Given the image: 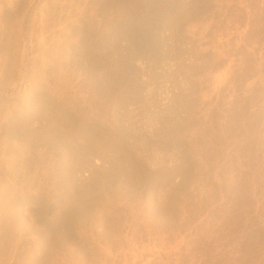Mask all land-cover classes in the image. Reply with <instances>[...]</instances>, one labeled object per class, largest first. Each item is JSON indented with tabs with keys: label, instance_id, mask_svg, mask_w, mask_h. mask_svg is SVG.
<instances>
[{
	"label": "rangeland",
	"instance_id": "1",
	"mask_svg": "<svg viewBox=\"0 0 264 264\" xmlns=\"http://www.w3.org/2000/svg\"><path fill=\"white\" fill-rule=\"evenodd\" d=\"M40 1L0 0V264H264V0Z\"/></svg>",
	"mask_w": 264,
	"mask_h": 264
},
{
	"label": "bare ground",
	"instance_id": "2",
	"mask_svg": "<svg viewBox=\"0 0 264 264\" xmlns=\"http://www.w3.org/2000/svg\"><path fill=\"white\" fill-rule=\"evenodd\" d=\"M41 1H42V0H41ZM41 1H40V2H41ZM87 1H88V0H87ZM99 1H100V0H99ZM104 1H105V0H104ZM172 1H173V0H172ZM26 2H27V1H26ZM107 2H108V1H107ZM110 2H111V1H110ZM123 2H125V0H124ZM169 2H171V1L169 0ZM8 3H9V2H8ZM62 3H63V2H62ZM111 3H112V2H111ZM24 4H25V3H24ZM70 4H71V3H70ZM122 4H123V3H122ZM130 4H131V3H130ZM130 4H129V5H130ZM26 5H27V4H26ZM28 5H29V4H28ZM39 5H40V4H39ZM66 5H67V4H66ZM151 5H152V4H151ZM83 6H84V5H83ZM112 6H113V5H112ZM116 6H117V5H116ZM116 6H115V7H116ZM119 6H120V5H119ZM123 6H125V5H123ZM136 6H137V3H136ZM136 6H134V7H136ZM164 6H165V5H164ZM36 7H37V6H36ZM42 7H43V6H42ZM42 7H41V8H42ZM121 7H122V6H121ZM127 7H128V6H127ZM137 7H138V6H137ZM159 7H160V6H159ZM162 7H163V6H162ZM167 7H168V6H167ZM26 8H27V7H26ZM73 8H74V7H73ZM77 8H78V7H77ZM130 8H132V7H129V9H130ZM143 8H145V7H143ZM27 9H28V8H27ZM37 9H40V8L37 7ZM79 9H80V8H79ZM121 9H122V8H121ZM129 9H128V10H129ZM132 9H133V8H132ZM146 9H147V8H146ZM170 9H171V8H170ZM30 10H31V9H30ZM30 10H29V11H30ZM130 10H131V9H130ZM159 10H160V9H159ZM2 11H3V9H2ZM117 11H118V10H117ZM123 11H124V10H123ZM133 11H134V10H133ZM164 11H165V10H164ZM166 11H167V10H166ZM168 11H169V10H168ZM58 12H59V11H58ZM121 12H122V11H121ZM125 12H126V11H125ZM72 13H73V12H72ZM82 13H83V12H82ZM127 14H128V13H127ZM132 14H133V13H132ZM140 14H141V13H140ZM140 14H139V15H140ZM22 15H23V14H22ZM77 15H78V14H77ZM135 15H136V13H135ZM8 16H9V15H8ZM19 16H20V15H19ZM32 16H33V15H32ZM131 16H132V15H131ZM133 16H134V15H133ZM14 17H15V16H14ZM28 17H29V16H28ZM65 17H66V16H65ZM142 17H144V16H142ZM147 17H148V15H147ZM168 17H169V16H168ZM177 17H178V15H177ZM180 17H181V16H180ZM6 18H8V17H6ZM15 18H16V17H15ZM30 18H31V17H30ZM30 18H29V19H30ZM39 18H40V17H39ZM57 18H58V17H57ZM130 18H131V17H130ZM133 18H134V17H133ZM137 18H138V17H137ZM148 18H149V17H148ZM175 18H176V17H175ZM12 19H14V18H12ZM16 19H17V18H16ZM18 19H19V18H18ZM18 19H17V21H18ZM23 19H25V18H23ZM31 19H32V18H31ZM80 19H81V18H80ZM140 19H141V17H140ZM142 19H143V18H142ZM169 19L172 20L171 18H169ZM261 19H262V18H261ZM263 19H264V18H263ZM7 20H8V19H7ZM10 20H11V18H10ZM19 20H21V19H19ZM74 20H75V19H74ZM131 20H132V19H131ZM164 20H165V19H164ZM173 20H174V19H173ZM173 20H172V21H173ZM176 20H177V19H176ZM63 21H64V20H62V22H63ZM67 21H69V20H67ZM134 21H135V20H134ZM151 21H152V20H151ZM9 22H10V21H9ZM25 22H26V21H25ZM30 22H31V21H30ZM65 22H66V21H65ZM69 22H70V21H69ZM136 22H137V21H136ZM148 22H149V21H148ZM17 23H18V22H17ZM40 23H41V22H40ZM139 23H140V22H139ZM163 23H164V22H163ZM168 23H169V22H168ZM168 23H166L167 26H169ZM128 24H129V23H128ZM140 24H141V23H140ZM144 24H145V23H144ZM149 24H151V23H149ZM62 25H63V24H62ZM72 25H73V24H72ZM138 25H139V24H138ZM154 25H155V24H154ZM154 25H153V26H154ZM174 25H175V24H174ZM13 26H14V25H13ZM23 26H24V25H23ZM63 26H64V25H63ZM73 26H74V25H73ZM73 26H72V27H73ZM165 26H166V25H165ZM165 26H164V27H165ZM170 26H171V25H170ZM21 27H22V26H21ZM21 27H20V28H21ZM67 27H68V26H67ZM131 27H132V26H131ZM135 27H136V26H135ZM142 27H143V25H142ZM15 28H16V27H15ZM73 28H75V27H73ZM133 28H134V27H133ZM149 28H150V27H149ZM10 29H11V28H10ZM16 29H17V28H16ZM64 29H65V28H64ZM70 29H71V28H70ZM76 29H77V28H76ZM134 29H135V28H134ZM146 29H147V28H146ZM163 29H164V28H163ZM167 29H168V28H167ZM11 30H12V29H11ZM28 30H29V29H28ZM52 30H53V29H52ZM52 30H51V31H52ZM56 30H57V29H56ZM65 30H66V29H65ZM71 30H72V29H71ZM73 30H74V29H73ZM135 30H136V29H135ZM161 30H162V29H161ZM33 31H34V30H33ZM41 31H42V30H41ZM132 31H133V30H132ZM147 31H148V30H147ZM162 31H163V30H162ZM168 31H169V30H168ZM13 32H14V31H13ZM29 32H30V31H29ZM29 32H28V33H29ZM60 32H61V31H60ZM64 32H65V31H64ZM66 32H68V31H66ZM73 32H74V31H73ZM139 32H140V30H139ZM160 32H161V31H160ZM165 32H166V31H165ZM30 33H31V32H30ZM68 33H70V32H68ZM134 33H136V32H134ZM143 33H144V32H143ZM170 33H172V32H170ZM175 33H176V32H175ZM23 34H24V33H23ZM23 34H22V35H23ZM71 34H72V33H71ZM126 34H127V33H126ZM128 34H129V33H128ZM131 34H132V33H131ZM139 34L141 35V33H139ZM172 34H173V33H172ZM172 34H171V35H172ZM30 35H31V34H30ZM30 35H29V36H30ZM41 35H42V34H41ZM58 35H59V34H58ZM65 35H67V34H65ZM73 35H74V34H73ZM135 35H136V34H135ZM154 35H155V34H154ZM169 35H170V34H169ZM39 36H40V35H39ZM67 36H69V35H67ZM70 36H71V35H70ZM70 36H69V37H70ZM125 36H126V35H125ZM19 37H20V35H19ZM26 37H27V36H26ZM61 37H62V36H61ZM72 37H73V36H71V38H72ZM128 37H129V35H128ZM152 37H153V36H152ZM155 37H156V36H155ZM157 37H158V36H157ZM165 37H169V36H165ZM9 38H10V37H9ZM36 38H37V37H36ZM40 38H41V37H40ZM49 38H50V37H49ZM49 38H48V39H49ZM58 38H59V37H58ZM71 38H70V39H71ZM124 38H125V37H124ZM132 38H133V37H132ZM15 39H16V38H15ZM20 39H21V38H20ZM38 39H39V38H38ZM38 39H37V41H39ZM41 39H42V38H41ZM46 39H47V38H46ZM48 39H47V40H48ZM59 39H61V38H59ZM59 39H58V40H59ZM63 39H64V38H63ZM161 39H162V38H160V40H161ZM165 39H166V38H165ZM8 40H9V39H8ZM12 40H13V39H12ZM16 40H17V39H16ZM16 40H15V41H16ZM26 40H27V39H26ZM47 40H46V41H47ZM51 40H53L52 37H51ZM68 40H69V39H68ZM157 40H158V39H157ZM166 40H167V39H166ZM40 41H41V40H40ZM132 41H133V40H132ZM132 41H131V42H132ZM150 41H151V40H150ZM158 41H159V40H158ZM161 41H162V40H161ZM170 41H171V40H170ZM23 42H24V41H23ZM23 42H22V43H23ZM42 42H43V41H42ZM47 42H48V41H47ZM128 42H129V41H128ZM145 42H147V41L145 40ZM151 42H152V41H151ZM167 42H168V41H167ZM172 42H173V41H172ZM250 42H251V41H250ZM32 43H33V42H32ZM44 43H45V42H44ZM64 43H65V42H64ZM129 43H130V42H129ZM129 43H128V44H129ZM159 43H160V42H159ZM39 44L41 45L40 42H39ZM51 44H52V43H50V45H51ZM82 44H83V43H82ZM132 44H133V43H132ZM132 44H131V45H132ZM143 44H144V43H143ZM153 44H154V43H153ZM163 44H164V43H163ZM163 44H162V45H163ZM18 45H19V44H18ZM31 45H32V44H31ZM37 45H38V44H37ZM61 45H62V44H61ZM15 46H16V45H15ZM19 46H21V45H19ZM138 46H139V44H138ZM138 46H137V47H138ZM159 46H160V45H159ZM163 46H164V45H163ZM165 46H166V45H165ZM13 47H14V46H12V48H13ZM22 47H23V46H22ZM22 47H21V48H22ZM38 47H39L38 49H41L40 46H38ZM44 47H46V46L44 45ZM48 47H50V46H48ZM54 47H55V46H54ZM60 47H61V46H60ZM86 47H87V46H86ZM86 47H85V48H86ZM128 47H129V45H128ZM147 47H148V46H147ZM151 47H154V48H155L156 46H151ZM157 47H158V44H157ZM157 47H156V48H157ZM17 48H18V47H17ZM19 48H20V47H19ZM66 48H67V47H66ZM81 48H82V47H81ZM129 48H130V47H129ZM148 48H149V47H148ZM166 48H167V47H166ZM42 49H43V48H42ZM53 49H54V48H53ZM57 49H58V48H57ZM68 49H69V47H68ZM143 49H144V48H143ZM143 49H142V50H143ZM13 50H14V49H13ZM15 50H16V49H15ZM50 50H51V49H50ZM50 50H49V51H50ZM65 50H66V49H65ZM69 50H70V49H69ZM130 50H131V49H129V51H130ZM145 50H146V49H145ZM19 51H20V50H19ZM24 51H25V50H24ZM43 51H44V50H43ZM47 51H48V50H47ZM57 51H58V50H57ZM75 51H76V50H75ZM151 51H152V50H151ZM153 51H154V50H153ZM155 51H156V50H155ZM20 52H21V51H20ZM44 52H46V51H44ZM60 52H61V51H60ZM72 52H74V51H72ZM84 52H85V51H84ZM123 52H124V51H123ZM148 52H149V51H148ZM56 53H57V52H56ZM62 53H63V51H62ZM134 53H135V51H134ZM21 54H22V53H21ZM21 54H20V55H21ZM45 54H46V53H45ZM51 54H52V53H51ZM51 54H50V55H51ZM65 54H66V53H65ZM118 54H119V53H118ZM120 54H121V53H120ZM137 54H139V53H137ZM147 54H148V53H147ZM250 54H251V53H250ZM252 54H253V53H252ZM67 55H68V53H67ZM73 55H74V54H73ZM122 55H123V53H122ZM122 55H121V56H122ZM139 55H141V54H139ZM143 55H144V54H143ZM51 56H52V55H51ZM54 56H55V54H54ZM54 56H53V58H54ZM56 56H57V55H56ZM71 56H72V55H71ZM74 56H75V55H74ZM123 56H124V55H123ZM148 56H149V54H148ZM19 57H20V56H19ZM47 57H48V56H47ZM60 57H61V56H60ZM128 57H129V56H128ZM128 57H127V58H128ZM131 57H132V56H131ZM146 57H147V56H146ZM6 58H7V57H6ZM26 58H27V57H26ZM55 58H56V57H55ZM85 58H86V57H85ZM117 58H118V57H117ZM122 58H123V57H122ZM132 58H133V57H132ZM132 58H131V59H132ZM134 58H135V57H134ZM168 58H169V57H168ZM19 59H20V58H19ZM19 59H17V60H19ZM48 59H49V58H48ZM48 59H47V60H48ZM57 59H58V58H57ZM60 59H61V58H60ZM65 59H66V58H65ZM138 59H139V57H138ZM144 59H145V58H144ZM119 60H120V59H119ZM122 60H123V59H122ZM133 60H134V59H133ZM155 60H156V59H155ZM19 61H20V60H19ZM23 61H24V60H23ZM59 61H61V60H59ZM62 61H63V60H62ZM65 61H66V60H65ZM69 61H70V60H69ZM125 61H126V60H125ZM152 61H153V60H152ZM157 61H158V60H157ZM48 62H49V61H48ZM55 62H56V61H55ZM66 62H67V61H66ZM117 62H118V60H117ZM131 62H132V61H131ZM148 62H149V61H148ZM155 62H156V61H155ZM167 62H168V61H167ZM96 63H97V62H96ZM138 63H139V62H138ZM16 64H17V63H16ZM23 64H24V63H23ZM115 64H116V63H115ZM151 64H153V63H151ZM154 64H155V63H154ZM24 65H25V64H24ZM35 65H36V64H35ZM64 65H65V64H64ZM68 65H69V64H68ZM68 65H66V66H68ZM98 65H99V64H98ZM100 65H101V64H100ZM120 65H121V64H120ZM142 65H143V64H142ZM146 65H147V64H146ZM155 65H156V64H155ZM155 65H154V66H155ZM44 66H45V65H44ZM55 66H56V65H55ZM66 66H65V67H66ZM71 66H72V65H71ZM71 66H70V67H71ZM90 66H91V65H90ZM121 66H122V65H121ZM123 66L126 67V65H123ZM129 66H130V65H129ZM16 67H18V66H16ZM63 67H64V66H63ZM93 67H94V66H93ZM151 67H152V66H151ZM23 68H25V67H23ZM97 68H98V67H97ZM109 68H110V67H109ZM114 68H115V67H114ZM120 68H122V67H120ZM120 68H119V69H120ZM123 68H124V67H123ZM141 68H142V67H141ZM13 69H14V68H13ZM15 69H16V68H15ZM19 69H20V68H19ZM32 69H33V68H32ZM32 69H31V70H32ZM61 69H62V68H61ZM69 69H70V68H69ZM91 69H92V68H91ZM98 69H100V68H98ZM107 69H108V68H107ZM110 69H111V68H110ZM117 69H118V68H117ZM126 69H127V68H126ZM129 69H130V68H128V70H129ZM131 69H132V68H131ZM136 69H137V66H136ZM136 69H135V70H136ZM139 69H140V68H139ZM145 69H146V68H145ZM24 70H25V69H24ZM57 70H58V68H57ZM59 70H60V67H59ZM111 70H112V69H111ZM137 70H138V69H137ZM143 70H144V69H143ZM143 70H142V71H143ZM66 71H67V70H66ZM100 71H102V70H100ZM100 71H98V72H100ZM120 71H121V70H120ZM131 71H132V70H131ZM145 71H146V70H145ZM148 71L150 72V70H148ZM13 72H14V71H13ZM34 72H35V71H34ZM63 72H64V71H63ZM123 72H126V70H124ZM123 72H122V73H123ZM128 72H130V71H128ZM128 72H127V73H128ZM136 72H137V71H136ZM15 73H17V72H15ZM29 73H30V72H29ZM29 73H28V74H29ZM36 73H38V72H36ZM101 73H102V72H101ZM101 73H100V74H101ZM133 73H135V72H133ZM140 73H141V72H140ZM150 73H151V72H150ZM65 74H66V73H65ZM95 74H96V73H95ZM102 74H103V73H102ZM104 74H106V73L104 72ZM104 74H103V75H104ZM108 74H109V73H108ZM111 74H112V73H111ZM114 74H115V73H114ZM135 74H136V73H135ZM135 74H133V75H135ZM142 74H143V73H142ZM176 74H177V73H176ZM109 75H110V74H109ZM115 75H116V74H115ZM131 75H132V74H131ZM143 75H144V74H143ZM150 75H151V74H150ZM174 75H175V74H174ZM7 76H8V75H7ZM11 76H12V73H11ZM15 76H17V75H15ZM22 76H23V73H22ZM71 76H72V75H71ZM77 76H78V75H77ZM94 76H95V75H94ZM97 76H98V75H97ZM118 76H119V75H118ZM136 76H137V75H136ZM138 76H139V75H138ZM140 76H141V74H140ZM145 76H146V75H145ZM147 76H149V75H147ZM25 77H26V76H25ZM45 77H46V76H45ZM78 77H79V76H78ZM82 77H83V76H82ZM106 77H107V76H106ZM114 77H115V76H114ZM119 77H120V76H119ZM119 77H118V78H119ZM130 77H133V76H130ZM151 77H152V76H151ZM20 78H23V80H24V77H21V76H20ZM64 78H65V77H64ZM98 78H99V77H98ZM100 78H101V77H100ZM102 78H103V77H102ZM108 78H109V77H108ZM108 78H107V79H108ZM125 78H126V77H125ZM12 79H13V78H12ZM14 79H15V78H14ZM14 79H13V80H14ZM42 79H43V78H42ZM61 79H62V78H61ZM85 79H86V78H85ZM113 79H114V78H113ZM115 79H116V78H115ZM142 79H143V78H142ZM152 79H153V78H152ZM2 80H3V79H2ZM27 80H28V79H27ZM37 80H38V79H37ZM88 80H89V79H88ZM103 80H104V78H103ZM110 80H112V79H110ZM116 80H117V79H116ZM124 80H125V79H124ZM147 80H148V79H147ZM149 80H151V79H149ZM149 80H148V81H149ZM10 81H11V80H10ZM32 81H33V80H32ZM41 81H42V80H41ZM73 81H74V80H73ZM99 81L101 82L102 80L99 79ZM121 81H122V79H121ZM140 81H141V80H140ZM142 81H143V80H142ZM263 81H264V80H263ZM8 82H9V79H8ZM11 82H12V81H11ZM11 82H10V83H11ZM20 82H21V81H20ZM27 82H28V81H27ZM27 82H26V83H27ZM29 82H30V81H29ZM34 82H35V79H34ZM42 82H43V81H42ZM86 82H87V81H86ZM96 82H98V81H96ZM102 82H103V81H102ZM111 82H112V81H111ZM126 82H127V81H126ZM128 82H129V81H128ZM144 82H145V81H144ZM24 83H25V82H24ZM62 83H63V82H62ZM87 83H88V82H87ZM93 83H94V82H93ZM107 83H108V85H109V82H107ZM112 83H114V82H112ZM142 83H143V82H142ZM262 83H263V82H262ZM13 84H14V83H13ZM34 84H35V83H34ZM42 84H43V83H42ZM55 84H56V83H55ZM97 84H98V83H97ZM117 84H118V83H117ZM117 84H116V85H117ZM125 84H126V83H125ZM125 84H123V85H125ZM128 84H130V83H128ZM25 85H26V84H25ZM29 85H30V84H29ZM31 85H32V84H31ZM31 85H30V87H31ZM39 85H40V84H39ZM57 85H58V84H57ZM61 85H62V84H61ZM87 85H89V84H87ZM92 85H93V84H92ZM92 85H91V86H92ZM100 85H101V84H100ZM111 85H112V84H111ZM142 85H143V84H142ZM8 86H9V85H8ZM26 86H27V85H26ZM43 86H44V85H43ZM55 86H56V85H55ZM64 86H65V84H64ZM101 86H103V85H101ZM113 86H114V85H113ZM14 87H15V86H14ZM46 87H47V86H46ZM51 87H52V86H51ZM87 87H88V86H87ZM106 87H107V86H105L104 88H106ZM108 87H109V86H108ZM122 87H123V86H122ZM125 87H126V86H125ZM127 87H129V86H127ZM33 88H34V87H33ZM52 88H53V87H52ZM95 88H97V87H95ZM109 88H111V87H109ZM112 88H113V87H112ZM119 88H120V87H119ZM15 89H16V88H15ZM50 89H51V88H50ZM102 89H103V88H102ZM116 89H117V88H116ZM127 89H128V88H126V90H127ZM31 90H32V89H31ZM47 90H48V89H47ZM90 90H91V89H90ZM97 90H99V89H97ZM105 90H106V89H105ZM154 90H155V89H154ZM42 91H44V90H42ZM50 91H51V90H50ZM50 91H49V93H51ZM113 91H114V89H113ZM129 91H130V90H129ZM29 92H30V91H29ZM91 92H92V91H91ZM93 92H96V91H94V88H93ZM103 92H104V90H103ZM109 92H110V91H109ZM126 92H127V91H126ZM155 92H156V91H155ZM35 93H36V92H35ZM39 93H40V92H39ZM52 93H53V92H52ZM101 93H102V92H101ZM128 93H129V92H128ZM130 93H132V92H130ZM31 94H33V92H32ZM36 94H37V93H36ZM54 94H55V93H54ZM68 94H70V93H68ZM96 94H97V93H96ZM114 94H115V93H114ZM250 94H251V93H250ZM23 95H24V94H23ZM42 95H43V94H42ZM52 95H53V94H52ZM75 95H76V94H75ZM94 95H95V94H94ZM102 95H103V94H102ZM105 95H106V94H105ZM105 95H103V97H104ZM158 95H159V94H158ZM53 96H54V95H53ZM71 96H72V94L70 95V97H71ZM96 96H100V95H96ZM146 96H147V95H146ZM260 96H261V95H260ZM26 97H27V96H26ZM36 97H37V96H36ZM87 97H88V96H87ZM148 97H149V96H148ZM33 98H34V97H33ZM39 98H40V97H39ZM41 98H42V97H41ZM44 98H45V97H44ZM47 98H48V97H47ZM249 98H250V97H249ZM253 98H254V96H253ZM31 99H32V98H31ZM42 99H43V98H42ZM54 99H55V98H54ZM64 99H65V98H64ZM72 99H73V98H72ZM90 99H91V98H90ZM150 99H151V98H150ZM175 99H176V98H175ZM34 100H35V99H34ZM45 100H46V99H45ZM20 101H21V100H20ZM38 101H39V100H38ZM73 101H75V100L73 99ZM87 101H88V100H87ZM23 102H24V101H23ZM23 102H22V103H23ZM26 102H27V100H26ZM46 102H47V101H46ZM54 102H55V101H54ZM254 102H255V101H254ZM34 103H35V102H34ZM34 103H33V105H34ZM55 103H56V102H55ZM90 103H91V102H90ZM147 103H148V102H147ZM20 104H21V103H20ZM29 104H30V103H29ZM42 104H43V103H41V105H42ZM45 104H46V103H45ZM45 104H44V105H45ZM174 104H175V103H174ZM261 104H262V103H261ZM23 105H24V103H23ZM33 105H32V106H33ZM54 105H55V104H54ZM168 105H169V104H168ZM171 105H172V104H171ZM262 105H263V104H262ZM35 106H36V105H35ZM42 106H43V105H42ZM52 106H53V105H52ZM57 106H59V105H57ZM62 106H63V105H62ZM62 106H61V107H62ZM160 106H161V105H160ZM39 107H40V106H39ZM48 107L50 108V106H48ZM61 107H60V108H61ZM63 107H64V106H63ZM165 107H166V106H165ZM173 107H174V106H173ZM52 108L54 109L55 107H52ZM167 108H169V107H167ZM5 109H6V108H5ZM31 109H32V108H31ZM36 109H37V108H36ZM42 109H43V108H42ZM44 109H45V107H44ZM44 109H43V110H44ZM56 109H57V108H56ZM64 109H65V108H64ZM26 110H27V109H26ZM39 110H40V108H39ZM47 110H48V109H47ZM59 110H60V109H59ZM96 110H97V109H96ZM159 110H160V109H158V111H159ZM171 110H173V108H172ZM210 110H211V109H210ZM5 111H6V110H5ZM31 111H32V110H31ZM48 111H49V110H48ZM155 111H156V110H155ZM158 111H157V112H158ZM162 111H163V110H162ZM179 111H180V110H179ZM25 112H27V111H25ZM55 112H56V111H55ZM65 112H66V111H65ZM47 113H48V112H47ZM49 113H50V112H49ZM56 113H57V112H56ZM59 113H60V112H59ZM66 113H67V112H66ZM66 113H65V114H66ZM153 113H155V112H153ZM167 114H168V113H167ZM167 114H166V115H167ZM56 115H57V114H56ZM150 115H151V113H150ZM153 115H154V114H153ZM157 115H158V114H157ZM157 115H156V116H157ZM159 115H160V114H159ZM159 115H158V116H159ZM164 115H165V114H164ZM166 115H165V116H166ZM3 116H4V115H3ZM48 116H49V115H48ZM66 116H67V115H66ZM161 117H162V116H161ZM169 117H170V116H169ZM263 117H264V116H263ZM9 118H10V117H9ZM163 118H164V117H163ZM7 119H8V118H7ZM51 119H52V118H51ZM59 119H60V118H59ZM66 119H67V118H66ZM150 119L152 120V118H150ZM171 119H172V118H171ZM57 120H58V119H57ZM153 120H154V119H153ZM157 120H158V119H157ZM159 120H161V119H159ZM168 120H170V119H168ZM163 121H164V119H163ZM165 121H166V120H165ZM246 121H247V120H246ZM51 122L53 123L54 120L51 121ZM174 122H175V121H174ZM254 122H255V121H254ZM57 123H58V122H57ZM61 123H62V122H61ZM67 123H68V122H67ZM70 123H71V122H70ZM147 123H148V122H147ZM159 123H160V122H159ZM166 123L168 124V122H166ZM49 124H50V123H49ZM54 124H55V122H54ZM68 124H69V123H68ZM156 124H157V123H156ZM4 125H5V124H4ZM51 125H52V124H51ZM51 125H50V126H51ZM170 125H171V124H170ZM246 125H247V124H246ZM246 125H244V126H246ZM5 126H6V125H5ZM56 126H57V124H56ZM59 126H60V125H59ZM63 126H64V125H63ZM66 126H67V124H66ZM82 126H83V124H82ZM240 126H241V125H240ZM1 127H2V126H1ZM1 127H0V128H1ZM64 127H65V126H64ZM159 127H160V125H159ZM6 128H7V127H6ZM51 128H52V127H51ZM67 128H69V127H67ZM70 128H71V127H70ZM149 128L151 129V127H149ZM165 128H166V127H165ZM243 128H244V127H243ZM253 128H254V127H253ZM259 128H260V127H259ZM76 129H77V128H76ZM167 129H168V128H167ZM246 129H247V128H246ZM0 130H1V129H0ZM17 130H18V129H17ZM146 130H147V129H146ZM170 130H171V129H170ZM172 130H173V129H172ZM172 130H171V131H172ZM249 130H250V129H249ZM256 130H257V129H256ZM3 131H4V130H2V132H3ZM58 131H59V129H58ZM62 131H63V130H62ZM68 131H69V130H68ZM74 131H75V129H74ZM74 131L72 132L73 134H74ZM127 131H128V130H127ZM130 131H131V130H130ZM162 131H163V129H162ZM263 131H264V130H263ZM5 132H6V131H5ZM50 132H51V131H50ZM65 132H66V131H65ZM75 132H77V130H76ZM81 132H82V131H81ZM87 132H89V131H87ZM148 132H150V130H149ZM153 132H155V131H153ZM172 132H173V131H172ZM251 132H252V131H251ZM68 133H69V132H68ZM68 133H67V134H68ZM77 133H78V132H77ZM77 133H76V134H77ZM79 133H80V132H79ZM121 133H122V132H121ZM121 133H120V134H121ZM124 133H125V132H124ZM252 133H253V132H252ZM13 134H15V133H13ZM56 134H57V133H56ZM59 134H62V133H59ZM63 134H65V133H63ZM63 134H62V137L64 138L65 136H63ZM90 134H91V133H90ZM148 134H149V133H148ZM153 134H154V133H153ZM163 134H164V133H162V136H163ZM258 134H259V133H258ZM3 135H4V134H3ZM50 135H51V134H50ZM53 135H54V134H53ZM65 135H66V134H65ZM70 135L73 136L72 134H70ZM86 135H87V133H86ZM130 135H131V134H130ZM157 135H159V134H157ZM51 136H52V135H51ZM54 136H55V135H54ZM71 136H70V138H73V137H71ZM74 136H75V135H74ZM118 136H119V135H118ZM148 136H150V135H148ZM52 137H53V136H52ZM55 137H56V136H55ZM89 137H90V136H89ZM121 137H122V136H121ZM135 137H136V136H135ZM252 137H253V136H252ZM261 137H262V136H261ZM46 138H47V137H46ZM48 138H49V136H48ZM56 138H57V137H56ZM56 138H55V139H56ZM66 138H67V136H66ZM93 138H94V137H93ZM97 138H98V137H97ZM110 138H111V137H110ZM55 139H53V140H55ZM57 139H58V138H57ZM57 139H56V140H57ZM73 139H74V138H73ZM103 139H104V137H103ZM108 139H109V138H108ZM68 140H69V139H68ZM70 140H71V139H70ZM84 140H85V139H84ZM113 140L115 141L116 139H113ZM117 140H118V139H117ZM117 140H116V141H117ZM149 140H150V139H149ZM153 140H154V139H153ZM157 140H159V139H157ZM4 141H5V139H4ZM4 141H3V142H4ZM72 141H73V140H72ZM92 141H93V140H92ZM92 141H91V142H92ZM101 141H102V140H101ZM103 141H104V140H103ZM105 141H106V140H105ZM116 141H115V143L118 142V141H117V142H116ZM124 141H125V140H124ZM132 141H133V140H132ZM7 142H8V141H7ZM45 142H46V140H45ZM53 142H54V141H53ZM55 142H57V141H55ZM59 142H61V141H59ZM59 142H58V143H59ZM69 142H70V141H69ZM89 142H90V141H89ZM93 142H94V141H93ZM95 142H96V140H95ZM95 142H94V143H95ZM158 142H159V141H158ZM49 143H50V142H49ZM94 143H93V144H94ZM99 143H100V142H99ZM99 143H98V144H99ZM104 143H105V142H104ZM120 143H121V142H120ZM122 143L124 144V143H126V142H122ZM135 143H136V142H135ZM139 143H140V142H139ZM53 144H54V143H53ZM60 144H61V143H60ZM86 144H87V143H86ZM100 144H101V143H100ZM100 144H99V145H100ZM19 145H20V144H19ZM61 145H62V144H61ZM94 145H95V144H94ZM105 145H107V144H105ZM118 145L120 146V144H118ZM1 146H2V145H1ZM1 146H0V147H1ZM54 146H55V145H54ZM121 146H122V145H121ZM129 146H131V145H129ZM4 147H5V146H4ZM6 147H7V146H6ZM63 147H64V146H63ZM116 147H117V146H116ZM133 147H135V146H133ZM145 147H146V146H145ZM57 148H58V147H57ZM95 148H97V147L95 146ZM102 148H103V147H102ZM112 148H113V147H112ZM127 148H128V147H127ZM103 149H104V148H103ZM116 149H117V148H116ZM0 150H1V149H0ZM59 150H60V149H59ZM63 150H64V149H63ZM97 150H98V149H97ZM8 151H9V150H8ZM24 151H25V150H24ZM60 151H61V150H60ZM65 151H66V150H64V151H62V152H64V154H66ZM121 151H122V150H121ZM62 152H61V153H62ZM230 153H231V152H230ZM62 154H63V153H62ZM64 154H63V155H64ZM67 154H69V153H67ZM250 154H251V153H250ZM63 155H62V157H64V159L66 160V156H67V155H64V156H63ZM152 156H153V155H152ZM60 157H61V155H60ZM8 158H9V157H8ZM111 158H113V157H111ZM119 158H120V157H119ZM145 158H146V157H145ZM0 159H1V158H0ZM38 159H39V158H38ZM113 159H114V158H113ZM62 160H63V159H62ZM114 160H115V159H114ZM145 160H146V159H145ZM118 161H119V160H118ZM1 162H2V161H1ZM59 162H60V161H59ZM62 162H63V161H61V163H62ZM64 162H65V161H64ZM130 162H131V161H130ZM143 162H144V160H143ZM61 163H60V164H61ZM111 163H112V162H111ZM146 163H147V162H146ZM10 164H11V163H10ZM56 164H57V163H56ZM159 165H160V164H159ZM261 165H263V164H261ZM111 167H112V166H111ZM151 167H152V166H151ZM33 168H34V167H33ZM129 169H130V168H129ZM62 170H63V169H62ZM39 171H40V170H39ZM58 171H60V170H58ZM16 174H17V173H16ZM94 175H95V174H94ZM250 176H251V175H250ZM262 177H263V176H262ZM101 178H103V177H101ZM101 178H100V179H101ZM256 178H257V177H256ZM96 179H97V178H96ZM119 179H120V178H119ZM144 179H145V178H144ZM263 179H264V178H263ZM93 180H94V179H93ZM249 180H250V179H249ZM90 181H91V180H90ZM137 181H138V180H137ZM228 182H229V181H228ZM249 182H250V181H249ZM87 183H88V182H87ZM94 183H95V182H94ZM97 183H98V181H97ZM240 183H241V182H240ZM102 184H103V183H102ZM236 186H237V185H236ZM241 186H242V185H241ZM247 187H248V186H247ZM239 189H240V187H239ZM239 189H238V190H239ZM48 191H50V190H48ZM81 191H82V190H81ZM224 191H225V190H224ZM211 193H212V192H211ZM12 194H13V193H12ZM168 194H169V193H168ZM228 194H229V193H228ZM231 194H232V193H231ZM259 194H260V193H259ZM214 195H215V194H214ZM239 195H240V194H239ZM245 196H246V195H245ZM261 196H262V195H261ZM240 198H241V197H240ZM66 199H67V198H66ZM236 199H237V198H236ZM9 200H10V199H9ZM253 200H254V199H253ZM233 201H234V200H233ZM243 201H244V200H243ZM72 202H73V201H72ZM72 202L70 201L71 205L73 204ZM75 202H76V201H74V203H75ZM77 202H78V201H77ZM55 203H56V202H55ZM70 203H69V204H70ZM57 204H58V203H57ZM73 205H74V204H73ZM77 205H78V204H77ZM226 205H227V204H226ZM55 206H56V205H55ZM67 206H68V204H67ZM241 206H242V205H241ZM69 207H70V206H69ZM71 207H72V206H71ZM73 207H74V206H73ZM75 207H76V206H75ZM251 207H252V205H251ZM16 208H17V207H16ZM226 208H227V207H226ZM239 208H240V207H239ZM245 208H246V207H245ZM60 209L62 210V208H60ZM81 209H82V208H81ZM243 209H244V208H243ZM7 210H8V209H7ZM165 210H166V208H165ZM58 211H59V210H58ZM58 211L56 210V212H58ZM68 211H69V210H68ZM71 211H72V210H71ZM226 211H227V210H226ZM10 213H11V212H10ZM17 213H18V212H17ZM233 214H234V213H233ZM241 214H242V213H241ZM59 215H60V213H59ZM47 216H49V215H47ZM61 216H62V214H61ZM44 217H45V216H44ZM62 217H63V216H62ZM242 217H243V216H242ZM249 217H250V216H249ZM251 217H252V216H251ZM64 218H65V217H64ZM247 218H248V217H247ZM56 219H57V218H56ZM210 221H211V220H210ZM210 221H209V222H210ZM247 221H248V220H247ZM21 222H22V221H21ZM23 223H24V222H23ZM212 223H213V222H212ZM235 223H236V221H235ZM244 223H245V222H244ZM20 224H21V223H20ZM172 224H173V223H172ZM227 224H228V223H227ZM246 224H247V223H246ZM184 225H185V224H184ZM220 225H221V224H220ZM249 225H250V224H249ZM263 225H264V224H263ZM173 226H175V225H173ZM204 226H205V225H204ZM227 226H228V225H227ZM247 226H248V225H247ZM230 227H231V226H230ZM249 227H250V226H249ZM245 228H246V227H245ZM263 228H264V227H263ZM201 229H202V228H201ZM204 229H205V228H204ZM259 229H260V228H259ZM228 230H229V229H228ZM263 230H264V229H263ZM176 231H177V230H176ZM200 231H201V230H200ZM204 232H205V231H204ZM159 233H160V232H159ZM199 234H200V232H199ZM208 235H209V234H208ZM256 235H257V234H256ZM259 236H260V235H259ZM199 237H200V236H199ZM58 238H60V237H58ZM62 239H63V238H62ZM199 239H200V238H199ZM157 241H158V240H157ZM180 241H181V240H180ZM160 242H161V241H160ZM207 242H208V241H207ZM230 242H231V241H230ZM243 243H244V242H243ZM9 244H10V243H9ZM117 244H118V243H117ZM198 244H199V243H198ZM238 244H239V243H238ZM154 245H155V244H154ZM165 245H166V244H165ZM171 245H172V244H171ZM199 245H200V244H199ZM178 246H180V245H178ZM146 247H147V246H146ZM233 247H234V246H233ZM234 248H235V247H234ZM244 248H245V247H244ZM145 249H146V248H145ZM153 249H154V248H153ZM250 251H251V250H250ZM263 251H264V250H263ZM229 253H230V252H229ZM239 253H240V252H239ZM146 254H147V253H146ZM169 255H170V254H169ZM234 255H235V254H234ZM157 257H158V256H157ZM183 258H184V257H183ZM224 258H225V257H224ZM259 258H260V257H259ZM197 259H198V258H197ZM123 260H124V259H123ZM156 260H157V259H156ZM139 261H141V260H139ZM145 261H146V260H145ZM152 261H153V260H152ZM128 262H129V261H128ZM142 262H144V261H142ZM161 262H162V261H161ZM231 262H232V261H231ZM231 262H230V263H231ZM149 263H150V262H149ZM230 263H229V264H230ZM146 264H147V263H146ZM170 264H171V263H170ZM194 264H195V263H194Z\"/></svg>",
	"mask_w": 264,
	"mask_h": 264
}]
</instances>
